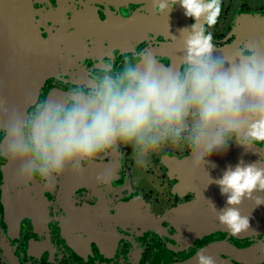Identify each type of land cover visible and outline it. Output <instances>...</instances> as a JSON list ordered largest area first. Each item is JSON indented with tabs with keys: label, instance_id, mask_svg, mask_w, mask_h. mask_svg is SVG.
<instances>
[{
	"label": "flooded vegetation",
	"instance_id": "1",
	"mask_svg": "<svg viewBox=\"0 0 264 264\" xmlns=\"http://www.w3.org/2000/svg\"><path fill=\"white\" fill-rule=\"evenodd\" d=\"M22 1L33 6L42 37L55 40L62 56L39 84L42 97L67 90L104 60L119 66L135 47H149L161 63L175 66L183 45L179 30L194 22L179 4L157 14L154 0ZM247 12L246 2L230 11L221 0L217 23L205 26L213 43L230 42L234 20ZM9 34L0 29V75H17L21 89L36 72L23 69L31 59L23 49L16 55V37ZM189 155L187 145H164L140 160L131 145H121L119 152L102 154V166L82 176L65 173L47 190L19 182L17 169L6 172L0 157V264H197L199 249L215 264H264V213L255 229L238 237L218 223L201 233L207 211L212 204L218 209V195L207 183L180 186L177 162ZM183 205H191L186 213L163 219Z\"/></svg>",
	"mask_w": 264,
	"mask_h": 264
},
{
	"label": "clouds",
	"instance_id": "2",
	"mask_svg": "<svg viewBox=\"0 0 264 264\" xmlns=\"http://www.w3.org/2000/svg\"><path fill=\"white\" fill-rule=\"evenodd\" d=\"M177 4L194 22L179 30L175 66L135 47L119 66L104 60L65 91L38 92L23 107L0 100L2 168L14 167L19 182L47 190L65 173L82 176L102 166V154L121 145H131L140 160L164 145H187L196 170L235 143L261 156L212 179L226 197L223 209L212 204L217 221L238 237L252 230L238 206L245 199L264 204V148L257 146L264 143V48L244 42L214 54L205 26L217 23L221 0H154V11L169 13ZM194 256L197 264H215L203 249Z\"/></svg>",
	"mask_w": 264,
	"mask_h": 264
},
{
	"label": "water",
	"instance_id": "3",
	"mask_svg": "<svg viewBox=\"0 0 264 264\" xmlns=\"http://www.w3.org/2000/svg\"><path fill=\"white\" fill-rule=\"evenodd\" d=\"M35 20L33 6L26 1L0 0V29L6 30L7 34L10 33V37H16V55L21 52L18 50L23 49L28 59H31L30 62L24 65L26 67L23 69L28 71V74L31 70L36 72V77H33L31 81L25 80L26 83L22 82L21 89L18 88L17 75L13 76L11 74L5 77L0 75V100L5 101L10 106L23 107L30 98H34L38 94L39 84H42L47 77L55 72L58 66V58H62L60 50L57 48V42L52 39H44ZM233 34L234 37L230 42L220 46L214 44L217 49L214 54H230L236 50L238 45L244 42H250L264 48V12L241 13L235 20ZM20 67L22 66H15L16 70ZM5 69L7 72L9 71L7 67ZM25 85L28 87H25ZM258 147L264 148V143ZM261 155H264V153H261ZM260 158L259 154L245 152L242 147L236 144L228 147L223 153L213 154L210 157V163L196 170L193 169V161L186 157L177 162L181 172L180 186L184 188L188 185L189 180L207 183L209 191L215 193L217 191V210L223 209L226 207V197L221 195L219 186L212 183V179L220 178L229 166L234 167L241 160L245 163H251L258 161ZM5 171H9L8 167ZM200 186L202 184H199ZM261 195H264V193ZM193 205L196 206V203ZM190 206L183 205L177 209L168 210L164 213L163 219L169 220L174 213L177 215L186 213ZM238 207L242 216L249 217L251 229H255L259 224V218L264 213V204L257 206L254 200L245 199ZM217 223L216 212L209 209L205 219V227L201 233L209 232L208 230ZM219 226L223 227L221 224ZM222 263L229 264L227 261Z\"/></svg>",
	"mask_w": 264,
	"mask_h": 264
},
{
	"label": "rangeland",
	"instance_id": "4",
	"mask_svg": "<svg viewBox=\"0 0 264 264\" xmlns=\"http://www.w3.org/2000/svg\"><path fill=\"white\" fill-rule=\"evenodd\" d=\"M224 1L226 2L227 5H229L230 11H233L238 4L246 2L248 10H250L251 12H258L259 10H261L259 11L261 13L264 12V0H224ZM228 24H229L228 21H225L222 27V30L224 31L227 30L229 28ZM233 25L235 26V20H234ZM234 26L231 29V31L234 30ZM219 30H221V28ZM221 36L223 37L224 34H222ZM230 146H233V145H230Z\"/></svg>",
	"mask_w": 264,
	"mask_h": 264
},
{
	"label": "crops",
	"instance_id": "5",
	"mask_svg": "<svg viewBox=\"0 0 264 264\" xmlns=\"http://www.w3.org/2000/svg\"><path fill=\"white\" fill-rule=\"evenodd\" d=\"M259 12V11H258ZM247 13H249V12H247ZM250 13H254V12H250Z\"/></svg>",
	"mask_w": 264,
	"mask_h": 264
}]
</instances>
